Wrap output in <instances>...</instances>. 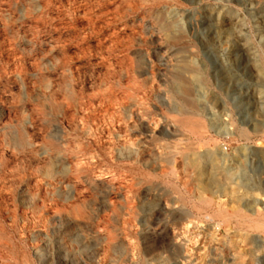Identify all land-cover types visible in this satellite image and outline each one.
I'll use <instances>...</instances> for the list:
<instances>
[{"label":"rangeland","instance_id":"rangeland-1","mask_svg":"<svg viewBox=\"0 0 264 264\" xmlns=\"http://www.w3.org/2000/svg\"><path fill=\"white\" fill-rule=\"evenodd\" d=\"M0 264H264V0H0Z\"/></svg>","mask_w":264,"mask_h":264},{"label":"bare ground","instance_id":"bare-ground-1","mask_svg":"<svg viewBox=\"0 0 264 264\" xmlns=\"http://www.w3.org/2000/svg\"><path fill=\"white\" fill-rule=\"evenodd\" d=\"M189 93V91H186L185 94L187 95Z\"/></svg>","mask_w":264,"mask_h":264}]
</instances>
